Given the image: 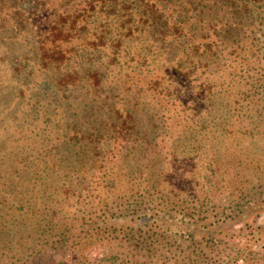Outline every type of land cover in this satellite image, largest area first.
<instances>
[{
    "label": "trees",
    "instance_id": "1",
    "mask_svg": "<svg viewBox=\"0 0 264 264\" xmlns=\"http://www.w3.org/2000/svg\"><path fill=\"white\" fill-rule=\"evenodd\" d=\"M189 3L0 0V264H264V0Z\"/></svg>",
    "mask_w": 264,
    "mask_h": 264
},
{
    "label": "flooded vegetation",
    "instance_id": "2",
    "mask_svg": "<svg viewBox=\"0 0 264 264\" xmlns=\"http://www.w3.org/2000/svg\"><path fill=\"white\" fill-rule=\"evenodd\" d=\"M148 1H149V4H152L153 3L154 4V7L158 11L159 10L160 11H163L164 14H167V13L176 14L184 6L190 7L191 4L189 2H192L194 4H197V1H200V0H148ZM200 7H201V5L200 6L198 5L197 6V10L200 9ZM191 14H193V13L192 12H189L187 15L190 16ZM208 19H209L208 17H204V22H201L194 15V17H192V16H190V18L188 17L186 19V21H188L187 22L188 24H189V22H192L193 24L197 25L198 27H201V26H206L207 25V23L209 21ZM147 29H148V27H147ZM145 32L147 33V31H145ZM146 33H145V35H146ZM163 37L164 38L160 41V38L159 37L155 38L152 34L151 35L149 34V40L150 41H154L157 45L163 44V43L167 44V43L170 42V39H172V36L171 35H163ZM153 39H156V41H159V43L156 42Z\"/></svg>",
    "mask_w": 264,
    "mask_h": 264
},
{
    "label": "rangeland",
    "instance_id": "3",
    "mask_svg": "<svg viewBox=\"0 0 264 264\" xmlns=\"http://www.w3.org/2000/svg\"><path fill=\"white\" fill-rule=\"evenodd\" d=\"M53 1H54V3H57L59 0H53ZM101 54H102V55H101V56H102V57H101L102 60H103V61L107 60V54H108L107 51L105 52V54H104V53H101ZM100 255H101V254H100ZM100 255H99V256H100Z\"/></svg>",
    "mask_w": 264,
    "mask_h": 264
}]
</instances>
